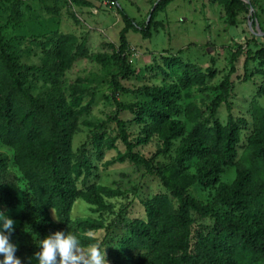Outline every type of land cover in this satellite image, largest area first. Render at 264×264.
<instances>
[{
	"label": "trees",
	"instance_id": "1",
	"mask_svg": "<svg viewBox=\"0 0 264 264\" xmlns=\"http://www.w3.org/2000/svg\"><path fill=\"white\" fill-rule=\"evenodd\" d=\"M171 1L156 0L144 23L136 22L118 5L115 7L123 24L119 32L120 45L110 56L118 72L109 83L116 107L111 120L125 146V153L118 161L142 165L155 174L176 203H172L168 195L143 203L145 219H134L129 228V247L135 251L133 264H264V110L257 115L262 119L253 130V148L237 161L240 128L231 115L224 126L215 121L203 131L198 124L185 133L181 103L193 74L204 76L199 67L185 65L190 70H183L177 81L166 82L165 79L160 86L136 90L147 98L145 102L125 104L117 100V95L123 91L119 77L126 79L131 74L125 55L127 34L134 32L150 38L152 30L162 27V22L155 20L157 14ZM223 5L229 27H236L239 19L247 20L252 29L256 27L258 15L253 0L249 3L225 0ZM20 56L17 45L7 42L0 29V142L14 150L15 160L30 183L29 204L41 232L38 239L21 246L16 256L22 264H38L34 254L39 251L40 241L55 232L67 231L72 224L70 212L75 200L82 198L88 204L97 205L103 196L109 198L111 190L90 183L97 168L87 152L81 150L76 162L70 153L71 140L77 130V115L84 109L80 107L79 98H65L60 78L71 64L87 58V51L78 45L74 36L59 34L51 41L50 48L44 50L41 67L29 68L21 64ZM258 58H264V50ZM30 71L32 76L39 74L50 87L44 97L31 94ZM164 74L167 78L173 76ZM248 79L245 73L243 81ZM230 88L228 78L218 85L216 90L220 93L212 101L211 116L227 102ZM121 112L140 119L144 124L145 141L157 136L166 151L178 143L167 168L154 167L133 151L126 122L118 118ZM103 149L99 142L94 145L96 155L102 156ZM8 162L9 158L0 153L2 208L17 203L18 187L7 177ZM191 163H194L193 173L189 171ZM225 167H236L231 184L219 182ZM81 176L83 178L79 179ZM194 184L203 189L215 187L210 204H202L189 196L187 189ZM50 208L56 212L57 225L48 217ZM193 215L201 220H212L211 226L193 233ZM92 228L93 222L86 220L78 222L75 231L86 232ZM110 256L115 264H122L115 253Z\"/></svg>",
	"mask_w": 264,
	"mask_h": 264
},
{
	"label": "rangeland",
	"instance_id": "2",
	"mask_svg": "<svg viewBox=\"0 0 264 264\" xmlns=\"http://www.w3.org/2000/svg\"><path fill=\"white\" fill-rule=\"evenodd\" d=\"M253 1L258 19L252 29L245 19H239L236 27L227 25L225 0H172L157 14L155 20L162 22V27L152 30L150 38L134 32L127 34L125 55L131 74L126 79L119 77L123 91L117 95V100L125 104L145 102L147 98L136 90L160 86L165 79L166 82L177 81L183 70H190L185 65L197 66L204 76L193 74L181 103L185 133L198 124L203 131L215 121L224 126L231 115L240 128L239 161L242 154L253 148V130L262 119L257 115L264 110V58H258L264 50V0ZM155 2L0 0L1 34L7 42L17 45L21 64L29 68L41 67L44 50L50 48L51 41L59 34L74 36L78 45L88 53L87 58L71 64L60 78L65 98H79L80 107L84 109L77 115V130L71 140L70 153L75 162L81 150L89 154L97 168L90 183L111 190V195L109 198L103 196L97 205L88 204L82 198L75 200L70 212L72 224L65 233L76 234L85 246L93 241L100 242L101 247L106 248L109 264H115L111 253H115L122 264H133L135 251L129 247L131 222L145 219V201L169 196L160 179L142 165L118 161V157L125 153V146L111 120L116 107L109 83L118 68L110 56L120 45L119 32L123 28L115 7L118 5L136 22L144 23ZM32 73H28L31 94L44 97L50 87L39 74L32 76ZM164 73L173 76L167 78ZM245 73L249 75L247 81H243ZM225 78L231 85L227 102L211 116L212 101L220 93L216 89ZM118 118L126 122V133L133 151L154 167L167 168L178 143L166 151L157 136L145 141L142 135L144 124L134 114L121 112ZM97 142L104 146L102 156L95 154ZM0 153L9 158L7 177L18 187L17 203L10 208L0 207V211L15 221L10 240L19 249L38 239L41 232L29 204L30 183L15 160L14 150L0 142ZM193 164H189L191 173L194 172ZM235 176L236 167H225L219 182L231 184ZM187 193L202 204H210L215 187L203 189L194 184ZM170 199L176 205L175 200ZM47 214L54 224H59L54 209H48ZM193 218V233L204 231L212 224L210 219L201 220L195 215ZM86 220L93 222V228L86 232L75 231L77 223Z\"/></svg>",
	"mask_w": 264,
	"mask_h": 264
},
{
	"label": "clouds",
	"instance_id": "3",
	"mask_svg": "<svg viewBox=\"0 0 264 264\" xmlns=\"http://www.w3.org/2000/svg\"><path fill=\"white\" fill-rule=\"evenodd\" d=\"M15 221L0 211V264H22L16 256L17 246L10 240ZM106 248L93 241L85 246L71 232L58 231L40 241L39 251L34 254L38 264H109Z\"/></svg>",
	"mask_w": 264,
	"mask_h": 264
},
{
	"label": "water",
	"instance_id": "4",
	"mask_svg": "<svg viewBox=\"0 0 264 264\" xmlns=\"http://www.w3.org/2000/svg\"><path fill=\"white\" fill-rule=\"evenodd\" d=\"M243 1L249 3V0H243ZM149 17H150V15H149ZM149 17H148V19H149ZM148 19H147V20H148ZM249 27L251 28V25H250Z\"/></svg>",
	"mask_w": 264,
	"mask_h": 264
}]
</instances>
